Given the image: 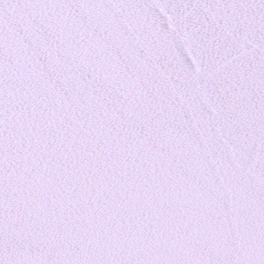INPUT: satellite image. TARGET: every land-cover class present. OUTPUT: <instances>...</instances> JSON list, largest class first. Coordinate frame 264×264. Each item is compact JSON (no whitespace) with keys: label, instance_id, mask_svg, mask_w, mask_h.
I'll use <instances>...</instances> for the list:
<instances>
[{"label":"snow or ice","instance_id":"snow-or-ice-1","mask_svg":"<svg viewBox=\"0 0 264 264\" xmlns=\"http://www.w3.org/2000/svg\"><path fill=\"white\" fill-rule=\"evenodd\" d=\"M0 264H264V0H0Z\"/></svg>","mask_w":264,"mask_h":264}]
</instances>
